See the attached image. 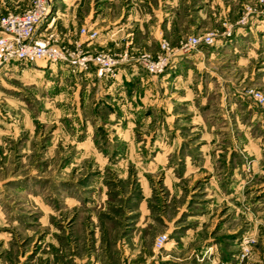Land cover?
Returning a JSON list of instances; mask_svg holds the SVG:
<instances>
[{
    "label": "rangeland",
    "instance_id": "374dc122",
    "mask_svg": "<svg viewBox=\"0 0 264 264\" xmlns=\"http://www.w3.org/2000/svg\"><path fill=\"white\" fill-rule=\"evenodd\" d=\"M39 30L120 60L0 70V264H264V0H50Z\"/></svg>",
    "mask_w": 264,
    "mask_h": 264
},
{
    "label": "built area",
    "instance_id": "2783aa9c",
    "mask_svg": "<svg viewBox=\"0 0 264 264\" xmlns=\"http://www.w3.org/2000/svg\"><path fill=\"white\" fill-rule=\"evenodd\" d=\"M50 7V0H29L28 6L21 11L8 10L0 14V70L11 65L21 63L35 64L37 62H65L73 64L78 69H89L93 64L98 76L117 74L116 66L120 59L108 52L93 53L80 49L72 50L59 41L58 34H46L39 30ZM224 29H208L201 33L189 35L178 49L181 53L198 50L201 45H211L219 35L228 36L232 32L231 25L223 22ZM85 33L84 27L80 34ZM164 50L156 58L144 55L139 60L141 67L150 74L163 71L173 56L169 43L161 40ZM252 96L264 104V93L258 89H251ZM164 241V235L156 239L157 246ZM225 264V263H223Z\"/></svg>",
    "mask_w": 264,
    "mask_h": 264
},
{
    "label": "crops",
    "instance_id": "0c3cea01",
    "mask_svg": "<svg viewBox=\"0 0 264 264\" xmlns=\"http://www.w3.org/2000/svg\"><path fill=\"white\" fill-rule=\"evenodd\" d=\"M26 7V6H25ZM25 7H22V3H20V0H0V14L5 12V11H8V10H12V11H21L23 10ZM138 9V8H136ZM141 10H136L139 14V16H144V10H142V8H140ZM146 15L145 17L148 15V13L145 11ZM160 14L162 12H159ZM158 13V14H159ZM133 14V13H132ZM172 14V13H171ZM171 14H164L162 13V17H160L161 19H164L163 21V28L167 31H169L170 33L173 32L175 33L176 30H175V27H174V23L172 22V15ZM160 18H158L159 22H160ZM157 20V21H158ZM221 37L218 36V38L215 39V42L221 40L219 39ZM208 45H201L200 48L196 51V52H193V53H189L188 55H177L173 58L174 60V63L176 64H179L180 66L183 64V62L186 60L187 56L188 58H193V57H196L198 56V53L200 52V54H202V51H200L201 49H205V47H207ZM37 65H40L41 63L40 62H37L35 63ZM170 66V65H169ZM168 66V67H169ZM166 70V69H165ZM153 74H150V73H145V76L147 77H154L152 76ZM169 74L165 71L162 76L163 77H166L168 76ZM109 88V86L107 87V89Z\"/></svg>",
    "mask_w": 264,
    "mask_h": 264
}]
</instances>
